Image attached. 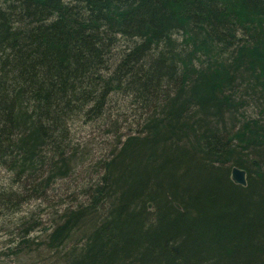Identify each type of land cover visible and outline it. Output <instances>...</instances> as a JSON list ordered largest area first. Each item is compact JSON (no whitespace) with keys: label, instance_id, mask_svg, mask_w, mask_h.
<instances>
[{"label":"trees","instance_id":"16d2710c","mask_svg":"<svg viewBox=\"0 0 264 264\" xmlns=\"http://www.w3.org/2000/svg\"><path fill=\"white\" fill-rule=\"evenodd\" d=\"M0 221L16 264H264V0H0Z\"/></svg>","mask_w":264,"mask_h":264},{"label":"rangeland","instance_id":"374dc122","mask_svg":"<svg viewBox=\"0 0 264 264\" xmlns=\"http://www.w3.org/2000/svg\"><path fill=\"white\" fill-rule=\"evenodd\" d=\"M80 135H83V134H80ZM83 138H84V141L88 144V147L93 148V149L95 148V150L97 149L98 142H99L97 133H95L94 135L87 134L83 136ZM42 208H44V206ZM6 240H7V237L5 235V232L3 231V228H1V221H0V264H16L14 258L3 255V252H5V250L1 248V244L4 243V241Z\"/></svg>","mask_w":264,"mask_h":264},{"label":"water","instance_id":"95a60500","mask_svg":"<svg viewBox=\"0 0 264 264\" xmlns=\"http://www.w3.org/2000/svg\"><path fill=\"white\" fill-rule=\"evenodd\" d=\"M230 179L234 184L240 187L246 186L245 172L242 170H239L237 168H232L230 172Z\"/></svg>","mask_w":264,"mask_h":264}]
</instances>
